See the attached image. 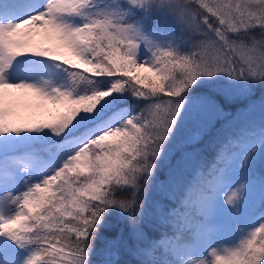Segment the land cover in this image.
Masks as SVG:
<instances>
[{"label": "snow or ice", "instance_id": "6c2138e0", "mask_svg": "<svg viewBox=\"0 0 264 264\" xmlns=\"http://www.w3.org/2000/svg\"><path fill=\"white\" fill-rule=\"evenodd\" d=\"M204 86L264 87V0H0V264H264V197L231 182L264 120L232 132Z\"/></svg>", "mask_w": 264, "mask_h": 264}, {"label": "trees", "instance_id": "16d2710c", "mask_svg": "<svg viewBox=\"0 0 264 264\" xmlns=\"http://www.w3.org/2000/svg\"><path fill=\"white\" fill-rule=\"evenodd\" d=\"M256 35L257 37H259V30H256ZM252 90L247 93V94H237L234 96H228L225 97L222 94H219L217 92H215L214 90L210 89L208 86H204L200 89H197V94H205V95H209L212 97V99L214 100V102L223 109V111L225 113L228 114L227 119L231 120L232 117H238L237 120L234 121L232 127H231V131L232 132H237L239 130L242 129V124H243V113H250L253 112L254 110H256L258 108V105L261 102L258 103H253L254 101H260L264 98V87H254ZM31 110V109H30ZM30 110H27V112L29 113ZM28 115V114H27ZM51 119V116L48 115L47 112H43L41 113L40 119L37 120L36 116L34 114L31 115V117L25 118L24 120L30 122V123H38V122H42L45 120ZM37 120V121H36ZM224 123V120H217L216 121V127L215 129H213V133L209 136H206L199 145L196 146V151L199 153L200 157H202L204 160H211L212 158V154H213V145H212V140L213 137L215 135V132L217 130L220 129V126ZM260 123H257L256 125L259 126ZM255 127V126H253ZM191 130V124L187 123L185 124V126L182 128L177 143H179L180 140L183 139V137L185 135L188 134V132ZM173 150H175V146L173 148ZM258 165V163H257ZM168 164L165 163L161 166L159 175L161 178H164L167 175L168 172ZM257 170V171H256ZM236 173V176L238 177L237 180L234 182L235 183H242V180L244 179V177L241 176V174L239 173V171L236 169L235 164L232 165L231 168V174ZM256 173V174H254ZM259 174V175H258ZM258 175L257 179L258 180H264L263 176H264V170L262 168H260V166L258 165V168L255 169L252 167L251 169V174L248 177V180L246 182L249 181H255L256 180V176ZM236 185H233V187H235ZM261 188V185H260ZM262 189V188H261ZM263 190V189H262ZM227 193H225L226 195ZM259 197H261V194L258 195ZM257 197L254 196L253 199H255ZM161 195L158 192H153L152 193V199L156 200V199H160ZM246 203V201H245ZM228 214V212H226ZM112 223L115 225L117 224V221L115 220V217L111 218ZM122 227V226H121ZM151 228V225H149V230ZM155 234V233H153ZM105 235H111V233L109 232H105ZM125 236L127 238V230L125 229ZM129 243H133L131 241H129ZM102 245L100 244V242H97V248H100ZM120 260L122 261H126V262H131V264H134V261L136 259V257L130 255L127 250L122 249L120 256L118 257ZM93 259L95 260L96 257H93Z\"/></svg>", "mask_w": 264, "mask_h": 264}, {"label": "rangeland", "instance_id": "374dc122", "mask_svg": "<svg viewBox=\"0 0 264 264\" xmlns=\"http://www.w3.org/2000/svg\"><path fill=\"white\" fill-rule=\"evenodd\" d=\"M252 92H254L253 89H252ZM262 100H264V98ZM262 100L254 101L253 103L255 104L258 102H262ZM22 111H24V110H22ZM43 112H45V111L42 109H31L29 111V113H33L36 116L37 120L40 119L41 113H43ZM31 115L26 114V118L31 117ZM243 117H244V120H243V124H242V129L246 128V127H253V126L258 127L256 124L261 123V121L264 120V109H262L261 103L258 105V108L256 110H254L253 112L243 113ZM16 122L17 123H30L24 119L23 120H17ZM20 151H23V149H20ZM188 151H192V149L189 148ZM257 163L260 166V168H262L264 170V162H261L259 159H257L255 161L253 168H255V169L258 168ZM254 174H256V173H254ZM258 175H255L256 180L253 182L252 181H249V182L242 181V183L245 184V190L247 191L246 205L249 207H254L257 211L259 210L260 206H254V205L257 203L260 205L261 199H262V197H264V180L263 181L258 180L257 179ZM237 178L238 177L236 176V173L231 174V182L233 184L237 180ZM263 178H264V176H263ZM260 185H261V188L263 189V191L260 188ZM260 191H262L261 197L258 196ZM225 193L226 192L222 191L219 193V196L221 198H223L225 196ZM256 195H257V197H256L255 201L252 202L253 197ZM226 212H228L226 206H224L220 202V200L218 199L216 202V205H215V219H216V221L219 223H225L228 219V214ZM203 239L206 240L207 238L204 236ZM188 250L191 252L202 251V245H198L192 250L189 248ZM188 258L191 259L192 257L190 256Z\"/></svg>", "mask_w": 264, "mask_h": 264}]
</instances>
